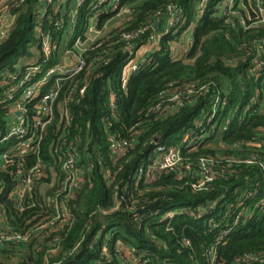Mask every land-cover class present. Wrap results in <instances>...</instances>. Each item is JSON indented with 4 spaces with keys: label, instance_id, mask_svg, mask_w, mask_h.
<instances>
[{
    "label": "trees",
    "instance_id": "obj_1",
    "mask_svg": "<svg viewBox=\"0 0 264 264\" xmlns=\"http://www.w3.org/2000/svg\"><path fill=\"white\" fill-rule=\"evenodd\" d=\"M216 1L199 21L193 45L182 53L197 0H8L13 24L0 38V228L4 224L29 239L18 249L1 248L0 264H211L213 257L215 264H237L245 254L264 253V207L241 229L220 239L223 207L254 188L264 192L260 164L241 162L253 155L264 160V25L244 28L237 15L232 21L213 16ZM255 6V0H244L235 11L248 19V14L255 16ZM171 7L182 14L179 26L163 36L158 50L124 84L122 67L131 50L153 40V24L162 20L164 28ZM127 9L122 24L109 29ZM93 18L103 36L84 52V69L62 81L53 119L39 145L32 143V150L21 154V139L1 141L18 121L7 98L18 81L9 84L5 73L23 79L29 65L22 67L20 59L33 57L32 48L37 47L43 70L37 73L38 81L64 62L65 50L60 48L67 37L69 51L77 39L86 40ZM45 39L52 43L48 57ZM53 83L51 79L43 91ZM193 84H209L210 90L190 100L181 96L164 115L148 114L161 93ZM227 86L232 90L228 105L209 124L214 127L211 134L189 154L193 160L220 159L217 170L223 171L199 188L196 176L153 170L156 142L176 147L188 131L201 133L197 124L212 114L211 98ZM112 91L117 95V115L112 113ZM39 102L37 98L26 105L28 118L36 115ZM231 109L236 112L233 117ZM65 110L71 116L67 125ZM120 139L129 143L124 151L115 149ZM248 141H259L262 147L247 146ZM16 146L10 160L22 163L25 171L37 165L41 170L21 204L15 193L16 165L9 167L2 159ZM72 154L79 185L63 189L71 176L65 163ZM229 160L238 162L229 167ZM216 201L218 207L197 216ZM180 207L190 211L180 213ZM177 208L178 214L165 217Z\"/></svg>",
    "mask_w": 264,
    "mask_h": 264
},
{
    "label": "built area",
    "instance_id": "obj_2",
    "mask_svg": "<svg viewBox=\"0 0 264 264\" xmlns=\"http://www.w3.org/2000/svg\"><path fill=\"white\" fill-rule=\"evenodd\" d=\"M1 1L2 0H0V3ZM5 1L6 3L3 5L2 10L0 11V32H3V34L5 33V31H3L4 26H6L7 28L10 21H13V19H11L9 15L11 6L7 4L8 0ZM212 1L213 0H197L195 19L193 25L188 29L185 38V44L187 45V48H191V46L193 45V33L198 26L199 21L209 11ZM243 1L244 0H217L214 4L215 10L213 16L220 15V17H225L228 21H232L233 17L237 15L239 16L240 24L244 28L264 25V0H255L256 6L255 8H253V13L255 14V16L252 17L250 14H248V19L241 17L235 11L236 7H242ZM248 1L252 2L253 0ZM114 2H116V0H114ZM117 6L118 4L114 5V7ZM170 11L171 12L169 14V17H165L167 22L165 25L163 24L164 28L162 27V20V29L161 27L158 30L155 29L153 24V28L157 31L152 38L153 40H150V42L142 45L135 51L131 50L130 58L127 59L122 67L121 79L124 84H127L129 80L145 66L146 62L149 60V54L158 50V48L160 47L163 36L170 33L172 29L179 26L182 20L181 12L175 7H171ZM247 20L252 21V25L247 26ZM148 28L149 26H146L145 30H147ZM92 30L98 37L91 44H93L103 36V31L98 30L96 28V24L94 25ZM130 36L131 35H128L127 37ZM81 41L85 42L86 40L83 41L82 39H77L75 43ZM259 43L262 44V42ZM89 46L79 53H77L74 49L71 51L67 50L68 53H72L71 57L69 58V64L66 63L67 57H63V63L55 65L48 69L45 73H43V75L47 74L46 79H43L42 77L38 81H36L35 78L37 76V73H42L43 70L42 68H39L38 70L34 71V68L30 69L32 65L27 69L25 76L21 80H18L20 78L18 74H16V76H14V78L12 79L9 77V75H7V73H5L6 80L9 81V84L18 81L13 85V87L7 94V98L9 99V101L12 100L9 106H11L12 113L16 116L18 121L16 125L9 131L8 135L5 138L1 139V141L21 139L22 142H19L17 146H22L20 149L21 154H27L32 150L30 149L32 143L38 144L42 140V135L46 129V126L53 119L54 105L58 96L59 87L62 81L72 78L77 72L84 69L86 65L84 52L89 48ZM51 47L52 43L46 39V41L44 42V52L47 57L50 55ZM34 64L40 66L38 64V60H36ZM51 79L54 81V83L48 87V90L43 91V87L47 83H49ZM85 90L86 86H83L80 90V94L83 95ZM209 90V84L204 86L193 84L187 85L179 92H173L169 94L161 93L160 102L155 105L153 109L148 112V114L164 115L168 113V111L172 107H175V105L180 101L181 96H184L188 98V100H190L193 95L202 94L204 92H208ZM241 90L242 95L245 96L246 90L244 89V87ZM231 92V87L227 86L224 90H219L218 92H216L211 98L209 106L211 108L212 114L210 115L207 122H205V120L203 119L200 120L197 124V127L201 131V133L196 131H188L185 134L180 146L176 147H167L159 142H156L157 147L155 149V152L158 153V157L156 158L152 169L158 172H176L181 178H183L184 176H196V179L198 178V184H195V187L199 188H202L207 182L213 181L217 172L223 171L221 169L217 170L220 159L207 156L201 157L198 160H193L189 154L190 151L197 148V144L200 140L211 134L214 127L212 128L209 124H212V121L219 110H223L224 108H226ZM37 98H39L40 102L35 106L36 115L33 116V118H28L27 114L29 113V110L27 109L26 105ZM110 103L112 107V113L114 115H117V95L113 91L110 94ZM16 111H21L22 114L20 116H17L15 114ZM65 117L67 125L70 123L71 117L69 110H65ZM226 123L229 124L230 121H226ZM226 126L227 125H225V127ZM128 144L129 143L127 140H117L115 149L117 151H124L128 147ZM246 145L254 146L257 148L262 147V143L259 141H248ZM17 146L15 148L12 147L9 151L4 152L2 154V159L9 167L16 165V172L19 174V180L18 186L15 185V193L19 196V203L21 204L22 198L26 191L32 188L33 181L41 175V170L40 166L37 165L36 167L25 171L23 169L22 163H16L14 160H10L12 152L16 150ZM33 152H35L34 149ZM159 156L160 160L158 159ZM75 162V155L72 154L65 163V168L71 169V176H69V178L67 179L66 185L62 187L63 189H66V187H68V189H73L74 187L79 185V179L77 177V173L79 170L75 169ZM236 162L238 161L229 160V167H233L234 163ZM241 162H245L248 165L254 163L260 164L264 173V160H258L256 155H253L245 160H241ZM228 177L229 176H227V178ZM3 190L4 187L1 186L0 191L2 192ZM218 205V201L211 203V207L208 210H201L197 213V216L203 217L204 215L210 213L211 210H213L215 207H218ZM262 207H264V192H261L260 188H254L251 192H247L237 201L231 202L227 205V207H223L225 210V217L222 221L224 227L220 232V239L225 240L233 232L241 229V227L245 223H247L249 219L254 215V212ZM180 209V213L190 211L189 207H180ZM178 213V208L172 209L166 214L165 217H173ZM191 213L193 214V212ZM212 225H214V223ZM28 239V234L8 231L4 224L2 225V228H0V249L6 247H9L11 249H18L19 245L22 242L27 241ZM187 242L189 243V241ZM214 251L215 249L213 250V252ZM215 263L216 259L215 257H213L211 264ZM237 264H264V253L245 254L239 259Z\"/></svg>",
    "mask_w": 264,
    "mask_h": 264
},
{
    "label": "rangeland",
    "instance_id": "obj_3",
    "mask_svg": "<svg viewBox=\"0 0 264 264\" xmlns=\"http://www.w3.org/2000/svg\"><path fill=\"white\" fill-rule=\"evenodd\" d=\"M6 3V1L5 0H2L1 1V3H0V11L2 10V8H3V5ZM127 13H129V11H128V9L127 10H122L121 11V13L115 18V19H113L110 23H109V29H111L112 27H116V26H119L120 24H122V22L124 21V17H125V15L127 14ZM94 18L91 20V23L89 24V28H88V30H87V32H86V41L85 42H78V43H75L74 44V46H73V49L77 52V53H79V52H82L85 48H87L98 36L97 35H95V32L92 30V28L94 27ZM4 28H6V26H4ZM3 28V31L5 30ZM68 35L70 34V33H67ZM5 35V33L3 34V32L1 33L0 32V36H4ZM2 37H0V38H2ZM65 37H67V36H65ZM69 40H70V37H67V41H66V43H64L62 46H61V48H60V51L61 52H63L64 50V53L62 54V56L63 57H67V58H70L71 57V55H72V53H68L67 52V50L68 49H66L67 47H68V45H69ZM45 41H46V39H45ZM185 41V40H184ZM181 49H182V53H185L186 51H187V45L185 44V45H181ZM32 52H33V57H31V58H22V59H20V62H19V64L22 66V67H24V66H26V65H29V67L32 65V67L30 68V69H32V68H34V71H36V70H38L39 68H41L40 66H37V65H35L34 63H35V61L36 60H38V59H40V52L38 51V49H37V47H34V48H32ZM74 60V59H73ZM28 67V68H29ZM38 67V68H37ZM14 75L15 74H12V75H9V77L10 78H14ZM16 76V75H15ZM47 78V74L46 75H44L43 76V79H46ZM42 84V83H41ZM26 91V90H25ZM236 112H235V109H231L230 110V114H231V116L233 117L234 116V114H235ZM161 156V155H160ZM160 156H159V160H160Z\"/></svg>",
    "mask_w": 264,
    "mask_h": 264
},
{
    "label": "water",
    "instance_id": "obj_4",
    "mask_svg": "<svg viewBox=\"0 0 264 264\" xmlns=\"http://www.w3.org/2000/svg\"><path fill=\"white\" fill-rule=\"evenodd\" d=\"M12 24H13V21H10V23L8 24V27L5 28V30H4L5 33L8 31L9 27H10ZM160 26H161V20H157V21L154 23V28L158 30V29H160ZM0 37H2V36H0ZM69 62H70V59L67 58V59H66V63L69 64ZM15 114H16L17 116H20V115L22 114V112H21V111H16Z\"/></svg>",
    "mask_w": 264,
    "mask_h": 264
}]
</instances>
